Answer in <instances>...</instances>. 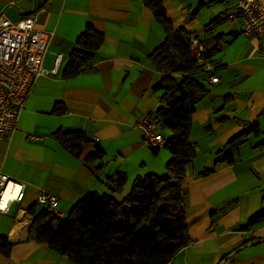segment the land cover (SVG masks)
<instances>
[{"label":"crops","instance_id":"1","mask_svg":"<svg viewBox=\"0 0 264 264\" xmlns=\"http://www.w3.org/2000/svg\"><path fill=\"white\" fill-rule=\"evenodd\" d=\"M161 1L175 28L184 27L205 48L219 46L209 58L218 82L210 83L209 75L202 79L207 92L191 113L189 140L196 154L181 183L190 241L166 264H264V219L245 227L264 209V48L258 38L241 32L238 19L227 18L236 0ZM9 2L14 4L5 14L11 20L40 8L35 26L53 32L42 65L55 69L35 81L14 131L0 137V173L24 188L22 200L0 212V235L13 234L8 254L0 252V264H72L37 242L27 226L14 231V221L30 215V207L40 208L35 200L42 191L56 195L58 216H64L85 192L119 200L136 176L165 174L170 151L146 145L136 126L160 105V91L152 87L161 73L150 54L165 34L142 0H0V9ZM87 24L102 34L101 44L89 70L66 77L69 53ZM250 123L257 128L234 160L218 161L215 152ZM73 129L89 139L79 156L52 134ZM160 131L168 137L167 128ZM96 143L103 156L85 162ZM204 168L211 170L201 174ZM120 174L124 186L112 191L109 177Z\"/></svg>","mask_w":264,"mask_h":264},{"label":"trees","instance_id":"2","mask_svg":"<svg viewBox=\"0 0 264 264\" xmlns=\"http://www.w3.org/2000/svg\"><path fill=\"white\" fill-rule=\"evenodd\" d=\"M154 19L164 30V40L150 54L152 65L161 73L153 90L160 91L159 106L153 111L160 127L169 130L164 146L171 157L165 164V174L146 173L134 178L119 200L94 191L82 194L68 213L58 216L44 207L27 212L31 221L28 232L37 242L65 256L72 264H166L189 241L184 216L181 183L184 167L195 157V145L189 140L191 113L207 92L202 79L210 75L196 66L189 50L191 34L184 27L175 28L166 16L161 0H142ZM102 41V34L91 24L76 37L69 53L64 76L69 77L91 68L92 60ZM204 46V45H203ZM219 50L217 42L202 53L207 63ZM214 68V65H213ZM59 105L53 110L58 111ZM257 125L250 123L244 130L229 138L215 152L221 159L232 162L238 147L245 142ZM53 136L74 156H79L89 139L83 131L55 130ZM94 151L84 160L90 163L103 156L96 143ZM153 150L156 147H151ZM210 168H204L206 174ZM112 191L124 186L122 174L109 177ZM264 196V190L262 192ZM264 219V209L248 218L245 227ZM11 241L0 235V252L7 255Z\"/></svg>","mask_w":264,"mask_h":264},{"label":"built area","instance_id":"3","mask_svg":"<svg viewBox=\"0 0 264 264\" xmlns=\"http://www.w3.org/2000/svg\"><path fill=\"white\" fill-rule=\"evenodd\" d=\"M13 4L9 2L0 9V137L9 136L14 131L17 117L35 81L55 69H46L42 65L53 32L35 26L40 8L34 6L29 14L11 20L5 14V8ZM227 18L238 19L241 32L258 38L259 44L264 48V0H236L232 10L227 13ZM189 50L196 66L205 71L213 69V65L203 58L204 46L196 37L190 38ZM58 58L59 54L56 55L55 62ZM208 80L210 83H217L218 77L210 72ZM153 113L152 110L146 112L136 121V126L146 145L159 148L164 146L166 138ZM261 116L264 118V106ZM23 196V184L0 173V212H7L11 203L21 201ZM35 204L58 215L57 197L53 193L40 192ZM30 221L31 215H18L13 230L28 226ZM12 236V233L8 234L7 239H12Z\"/></svg>","mask_w":264,"mask_h":264}]
</instances>
